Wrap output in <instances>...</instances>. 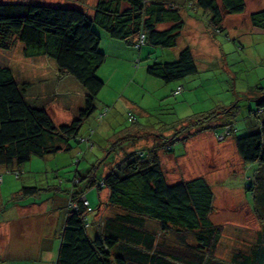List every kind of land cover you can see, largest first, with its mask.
Returning a JSON list of instances; mask_svg holds the SVG:
<instances>
[{
    "label": "rangeland",
    "instance_id": "rangeland-1",
    "mask_svg": "<svg viewBox=\"0 0 264 264\" xmlns=\"http://www.w3.org/2000/svg\"><path fill=\"white\" fill-rule=\"evenodd\" d=\"M26 1L77 6L90 14L97 3V0H0V3ZM148 1L172 2L180 10L185 25L176 47L143 46L141 61L133 65L132 46L126 47L123 41L111 39L94 27L100 37L99 51L106 57L96 73L104 86L96 96L94 113L83 122L77 140L70 143L71 150L42 159L33 157L17 172L0 168V264H51L43 252L52 254L58 247L68 199L66 192L77 182L75 176H81L85 185L87 179L83 177L92 170L99 180L107 173L113 158L121 160L127 153L154 147H159L158 155L169 183L198 177L209 185L213 194L210 220L223 228L215 253L217 259L230 264L237 252L248 253L246 247H264L257 243L264 242V221L260 218L264 210V165L244 163L235 146L237 138L254 131L264 121V111L259 112L248 95L264 85V32L254 30L248 23L250 13L262 0L258 3L246 0L244 12L226 16L219 34L206 24L199 9L184 10L177 0ZM190 3L195 1L188 0L187 5ZM185 48L190 49L196 64L194 76L164 83L146 74L147 66L173 62ZM0 65L10 66L17 81L30 84L27 100L37 99L36 106L46 102L55 125L69 124L82 106L85 90L72 77L58 76L51 59L25 58L16 43L8 50H0ZM231 107L237 110L231 118L234 132L225 139L220 137L226 133L224 124L228 118L219 117L211 125L188 128L174 143L162 142L163 137L172 135L160 132L163 125ZM128 114L146 128L145 133H159L162 138L126 142L109 152L111 142L121 139L126 128L128 131L134 128ZM23 188H36L38 192L23 197ZM85 192L93 209L87 217L89 221L110 215L104 205L99 207L100 202L106 203L105 189L98 191L93 187ZM60 199H63L61 208Z\"/></svg>",
    "mask_w": 264,
    "mask_h": 264
},
{
    "label": "trees",
    "instance_id": "trees-1",
    "mask_svg": "<svg viewBox=\"0 0 264 264\" xmlns=\"http://www.w3.org/2000/svg\"><path fill=\"white\" fill-rule=\"evenodd\" d=\"M193 6L208 15L209 26L220 32L225 16L244 12L245 0H195ZM249 22L264 30V11L250 15ZM161 25L169 26L159 30ZM184 25L178 8L148 0H97L91 14L80 7L0 3V50L18 43L25 58L51 59L58 76L72 77L86 93L72 121L57 126L46 102L36 106L37 99L27 100L30 84L17 81L10 66L0 65V168L17 172L33 157L42 159L71 150L70 143L77 140L83 122L94 113L96 96L104 86L96 73L106 57L99 51L100 37L94 27L139 52L143 46L176 47ZM146 73L170 83L195 75L197 68L190 49L185 48L175 61L153 63ZM248 95L258 111H264V87H256ZM236 112V107L221 108L163 125L160 132L172 135L162 142L174 143L188 128L208 126L219 117L228 118L225 139L234 132L231 118ZM128 119L134 128H126L121 139L111 142L109 152L126 142L162 138L159 133H145L146 128L131 114ZM235 146L244 163L264 165V121L237 138ZM166 148L172 151L170 146ZM158 149H138L121 160L113 158L99 180L89 170L83 177L85 185L81 176H75L77 182L66 192L64 224L51 264H226L215 257L223 228L210 220L213 194L209 185L198 177L169 183ZM93 187L107 191L106 203L100 202L99 207L104 205L111 213L92 222L87 218L93 209L85 191ZM37 192L36 188H23L21 196ZM260 218L264 221V210ZM259 247L251 245L246 247L250 252H237L230 264H264V247Z\"/></svg>",
    "mask_w": 264,
    "mask_h": 264
},
{
    "label": "crops",
    "instance_id": "crops-1",
    "mask_svg": "<svg viewBox=\"0 0 264 264\" xmlns=\"http://www.w3.org/2000/svg\"><path fill=\"white\" fill-rule=\"evenodd\" d=\"M177 1H181V3L179 4L184 10H194L195 12H197V10H195L196 8L193 6V4L194 3H190V5H191V7H189L190 5H187V1L188 0H177ZM195 1V0H194ZM254 2H256V3H258V0H253ZM76 3H79L78 1H75ZM170 4H171V6H174L175 7V5L172 3V2H169ZM80 5H82V2H81V4ZM245 6H246V0H245ZM77 7V6H76ZM261 11H264V0H262V2H261V4H258L257 5V8H256V10H252V13H250V15H252V14H255V13H258V12H261ZM200 12V11H199ZM249 15V16H250ZM202 17H203V19H204V21L206 22V24L209 26V24H208V22H209V19H210V17L208 16V15H206L205 13H203L202 12V15H201ZM226 19V16L224 17V19H223V22H224V20ZM246 21V20H245ZM223 22H222V24H223ZM185 23V22H184ZM248 23H249V18H248ZM221 24V25H222ZM169 26V25H168ZM168 26H166V25H161L160 27H161V29H159V30H164V29H166V28H168ZM159 27V26H158ZM210 27V26H209ZM212 28V27H211ZM222 28V27H221ZM254 30H256V31H260V32H264V30H260V29H256V28H253ZM223 30V29H222ZM221 30V31H222ZM220 31V32H221ZM183 32V31H182ZM182 32H181V34H182ZM220 32H215L216 34H219ZM181 34H180V36H181ZM179 36V37H180ZM179 39V38H178ZM178 42V41H177ZM126 47H128V45L126 46ZM135 50V49H134ZM130 52H132L131 53V57H130V59H131V63L133 64V65H138V63L141 61V58H140V52L141 51H139L138 53H137V56H136V54H135V52H137L136 50L135 51H130ZM179 55V54H178ZM193 56V55H192ZM178 58V57H177ZM137 60V61H136ZM136 61V62H135ZM147 74V73H146ZM194 76V75H193ZM189 77H191V76H189ZM259 87H264V85H262V86H260L259 85ZM180 89V91L182 90V86L180 87H178V90ZM211 125V124H210ZM59 202H60V204H59V207L61 208V204L63 203V199H60L59 200ZM63 205V204H62ZM56 251V250H55ZM55 251L51 254V252H47L46 253V250H44V255L46 256V259H47V261L50 263L52 260H53V258H54V253H55Z\"/></svg>",
    "mask_w": 264,
    "mask_h": 264
},
{
    "label": "built area",
    "instance_id": "built-area-1",
    "mask_svg": "<svg viewBox=\"0 0 264 264\" xmlns=\"http://www.w3.org/2000/svg\"><path fill=\"white\" fill-rule=\"evenodd\" d=\"M143 38V36H141V39ZM178 91H180V89L178 90ZM220 139H222L221 137H220Z\"/></svg>",
    "mask_w": 264,
    "mask_h": 264
}]
</instances>
